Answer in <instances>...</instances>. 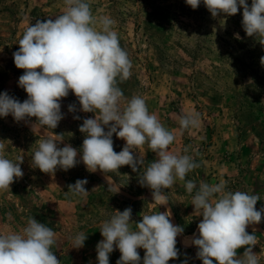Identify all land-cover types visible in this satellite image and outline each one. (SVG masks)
<instances>
[{"label": "rangeland", "instance_id": "rangeland-1", "mask_svg": "<svg viewBox=\"0 0 264 264\" xmlns=\"http://www.w3.org/2000/svg\"><path fill=\"white\" fill-rule=\"evenodd\" d=\"M86 2L95 18L108 16L115 21L113 29L132 64L129 79L120 82L117 78L124 97H142L149 113L176 134L168 150L190 155L200 165L185 181L223 183L225 191L255 194L260 197L255 208L260 210L264 206V44L259 43L260 37L246 35L243 9L231 16L212 17L202 0L196 9L185 0ZM246 3L250 6L251 0ZM64 10V0H0V93L7 92L20 102L27 99L18 86L23 70L15 67L13 53L30 24L54 19ZM60 103L64 118L52 131L64 136L59 147L70 144L80 149L85 137L79 127L83 119L95 114L80 111L71 91ZM70 104L76 106V112L68 111ZM187 112H200L202 118L198 127L179 134V117ZM76 115L80 119H74ZM33 122L34 117L27 123L14 121L10 114L0 117L5 157L16 161L23 156V176L15 179L9 190H0V234L20 232L33 217L55 232L51 250L60 264H98L96 245L103 239L99 229L115 210L130 207L132 221L138 223L143 215L167 207L172 223L183 228L177 236L178 257L168 264H202L197 248L184 244L194 233L198 236L197 225L202 219L191 205L195 190L188 193L185 181L176 180L165 190L168 205L152 202L150 189L138 183V176L156 158L147 144L135 149L145 162L140 172L125 165L108 174L121 186L113 194L107 190L105 175L99 170L88 172L82 162L67 171L58 168L54 174L32 167L31 156L40 140L31 130ZM112 140L114 151L120 152L125 141L115 134ZM76 159L80 160L79 152ZM78 179H87V196H73L68 191L67 186ZM253 230L257 243L252 251L259 264H264V214L259 224L246 228L249 234ZM80 232L87 237L84 245L72 248V237ZM137 251L142 264L145 250ZM243 251L238 249L237 255ZM120 255L114 249L109 264H116Z\"/></svg>", "mask_w": 264, "mask_h": 264}, {"label": "clouds", "instance_id": "clouds-1", "mask_svg": "<svg viewBox=\"0 0 264 264\" xmlns=\"http://www.w3.org/2000/svg\"><path fill=\"white\" fill-rule=\"evenodd\" d=\"M202 2L212 17L231 16L242 8L246 35L258 36L259 43L264 44V0H251L250 6L246 0ZM185 3L196 9L201 0H185ZM64 5L62 14L54 19L37 20L23 32L13 61L17 69L23 70L18 86L26 92L27 99L20 102L7 92L0 93V117L10 114L14 121L26 123L35 118L31 130L40 140L31 156L32 167L54 174L58 168L67 171L82 162L88 172L99 170L105 175L107 190L113 194L121 186L108 174L118 172L125 165L140 172L145 162L135 149L147 144L156 158L138 176V183L150 189L152 202L168 205L165 190L172 188L176 180L185 181L186 175L200 165L190 155L168 150L176 134L149 113L142 97H124L117 78L120 82L129 79L132 64L113 29L115 21L108 16L95 18L86 0H64ZM70 91L77 98L80 111L95 114L94 118L83 119L79 127L85 137L80 149L70 144L59 147L64 136L52 131L64 118L60 101ZM76 110L74 104L68 106L70 113ZM73 118L80 119L78 115ZM201 118L200 112L181 115L178 133L195 129ZM113 134L125 141L118 153L113 148ZM4 151L5 144L0 142V190H9L15 179L23 176L20 167L23 156L13 161L5 157ZM87 183V179H78L67 186L68 191L73 196H87ZM185 188L190 194L195 190L191 205L202 219L197 225L198 236L194 233L184 244L197 248L196 256L202 264L214 261L215 264H259L257 254L252 251L257 243L255 230L249 234L246 228L262 220L264 206L260 210L255 208L260 197L225 191L223 183L209 184L203 180L199 184L187 180ZM171 215V209L166 207L163 212L143 215L135 223L130 207L115 210L99 229L103 239L96 245L98 264H109V254L114 249L121 254L116 264H141L137 249L145 250L142 264H168L170 259H176L177 236L183 228L172 223ZM55 235L52 228L29 217L20 232L0 234V264H60L51 250L56 243ZM86 238L84 232L76 234L72 237V248L83 247ZM240 248L244 251L238 256Z\"/></svg>", "mask_w": 264, "mask_h": 264}]
</instances>
